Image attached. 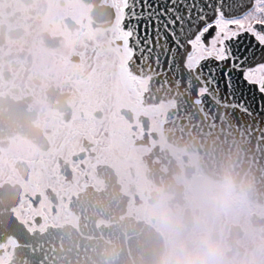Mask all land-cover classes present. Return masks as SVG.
Returning a JSON list of instances; mask_svg holds the SVG:
<instances>
[{"label": "flooded vegetation", "instance_id": "flooded-vegetation-1", "mask_svg": "<svg viewBox=\"0 0 264 264\" xmlns=\"http://www.w3.org/2000/svg\"><path fill=\"white\" fill-rule=\"evenodd\" d=\"M121 48L115 0H0V191L12 198L0 202V264L63 231L91 241L86 214L147 224L168 264L205 233L221 245L213 264H264V204L207 175L166 131L185 99L183 83L162 82L176 66L155 49L150 90Z\"/></svg>", "mask_w": 264, "mask_h": 264}, {"label": "snow or ice", "instance_id": "snow-or-ice-1", "mask_svg": "<svg viewBox=\"0 0 264 264\" xmlns=\"http://www.w3.org/2000/svg\"><path fill=\"white\" fill-rule=\"evenodd\" d=\"M115 7L122 59L129 72L134 67L137 75L143 73L140 65L131 62L137 49L147 59L143 53L145 49L153 52L148 46L154 39L156 63L164 55L169 71L176 66L172 83L167 79L163 83L178 91L183 83L180 94L194 96L192 103L204 110V98L209 97L214 111H206L215 115L228 116L230 111L253 115L246 103L233 102L227 96L243 98L255 89L264 99V0H157L155 4L115 0ZM141 24L153 28L154 38L145 33L141 39ZM221 84L227 96H221Z\"/></svg>", "mask_w": 264, "mask_h": 264}, {"label": "water", "instance_id": "water-1", "mask_svg": "<svg viewBox=\"0 0 264 264\" xmlns=\"http://www.w3.org/2000/svg\"><path fill=\"white\" fill-rule=\"evenodd\" d=\"M149 2L155 4L157 0ZM231 2L238 3L239 0ZM143 30L144 34L148 32L154 38L152 27L145 28L141 24L140 34ZM154 45L153 39V45L148 46L153 48L152 53L145 49L143 56L147 59H142L139 49L138 52L136 50L134 61L137 64L138 57L145 76L157 70ZM155 84L154 78H150V90ZM181 90L184 91V85ZM167 92L173 94L172 91ZM221 96H227L223 92V84ZM227 98L236 103H246L253 115L233 114L231 111L228 116L215 115L206 111H214L209 97L204 98V110L194 105L191 97L185 96L184 101L176 99L178 108L170 113L166 131L179 146L198 153L200 165L207 175L229 180L237 193L264 204V111L261 110L264 109V99L255 89L246 92L243 98L239 94L235 98ZM11 200L7 192L0 191L1 203H10ZM90 220L86 214L81 228L92 229L91 241L87 234L85 241L82 232L63 231L48 235L44 237L47 242L44 249L28 250L27 243L18 247L11 264H161L163 243L147 224L130 219L106 227L97 226L93 221L90 225ZM73 235L74 241L70 239Z\"/></svg>", "mask_w": 264, "mask_h": 264}, {"label": "clouds", "instance_id": "clouds-1", "mask_svg": "<svg viewBox=\"0 0 264 264\" xmlns=\"http://www.w3.org/2000/svg\"><path fill=\"white\" fill-rule=\"evenodd\" d=\"M221 251L220 242L211 234L203 236V246L197 249H185L178 257L176 264H213V259ZM161 264H168L166 255H162Z\"/></svg>", "mask_w": 264, "mask_h": 264}, {"label": "bare ground", "instance_id": "bare-ground-1", "mask_svg": "<svg viewBox=\"0 0 264 264\" xmlns=\"http://www.w3.org/2000/svg\"><path fill=\"white\" fill-rule=\"evenodd\" d=\"M104 200H101V201H99V202H97L96 203V205H97V209L99 208V207H102V208H105V206H102L101 205V202H103ZM94 213V212H93ZM92 221L94 222V220H93V217H92ZM118 220L116 219V222H117ZM125 221H128V220H125ZM95 223V222H94ZM96 224V223H95ZM97 225V224H96ZM111 225H113V224H111ZM98 226V225H97ZM102 226H110V225H102Z\"/></svg>", "mask_w": 264, "mask_h": 264}]
</instances>
